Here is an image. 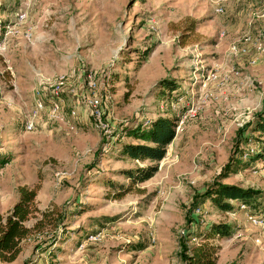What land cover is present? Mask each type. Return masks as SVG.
<instances>
[{
    "label": "rangeland",
    "instance_id": "374dc122",
    "mask_svg": "<svg viewBox=\"0 0 264 264\" xmlns=\"http://www.w3.org/2000/svg\"><path fill=\"white\" fill-rule=\"evenodd\" d=\"M262 48L264 0H0V212L37 186L36 207L58 220L0 264H184L183 242L218 222L232 233L213 239L216 264H264L250 219L264 221L263 195L229 211L205 197L227 163L222 182L264 192ZM63 74L76 94L26 130L35 88ZM90 74L112 96L106 130L85 103ZM158 117L176 121L164 157H128L124 142L144 143L128 130Z\"/></svg>",
    "mask_w": 264,
    "mask_h": 264
},
{
    "label": "trees",
    "instance_id": "16d2710c",
    "mask_svg": "<svg viewBox=\"0 0 264 264\" xmlns=\"http://www.w3.org/2000/svg\"><path fill=\"white\" fill-rule=\"evenodd\" d=\"M163 81L162 87L168 89L177 87L170 80L165 79ZM175 126L176 121L174 118L158 117L147 123L145 127L129 129L128 135L144 143L124 142L122 145L123 152L132 159L161 160L165 155V147L175 137ZM258 130L264 133V118L262 117L258 121ZM254 158H264V152L256 153ZM228 167L229 163L224 166L223 172L207 187L205 197L221 211L234 209L233 201L247 204L250 202L249 205H256V199H259L261 195L264 197V192L222 182L226 173L225 169L227 170ZM123 173L134 181L145 179V176L137 173L136 170L127 169ZM18 192V200L7 213L0 212V261L2 262L16 260L23 250V242L28 238L44 232L46 228L58 226V220L54 217L53 209L39 210L36 207L37 186L32 188L20 186ZM121 192L118 191L117 193ZM35 213H39V215L36 216L34 224L30 227L26 226L25 222ZM231 233L232 228L227 223L218 222L208 225L198 242L192 245L183 242L182 261L184 264H216L220 246L215 244L213 239H221ZM53 239L51 245L43 248L42 251L48 249L57 241L56 236H53ZM29 261L33 263L35 260L30 259Z\"/></svg>",
    "mask_w": 264,
    "mask_h": 264
},
{
    "label": "built area",
    "instance_id": "2783aa9c",
    "mask_svg": "<svg viewBox=\"0 0 264 264\" xmlns=\"http://www.w3.org/2000/svg\"><path fill=\"white\" fill-rule=\"evenodd\" d=\"M218 5L222 4L225 0H215ZM20 20H24L26 18L25 13H20ZM29 36V33H26ZM264 50V48H262ZM69 77L67 75H60L56 79L52 80L51 83L44 81V86L41 88H35L34 90V108L30 118L25 121V129L32 130L35 127L36 120L41 114L43 110H45L46 103L49 104V115L52 117L59 116L63 107H64V99H63V91L68 90L73 95L76 94L74 88H70ZM87 89L89 90L88 98L86 99V105L90 109V114L93 115L97 120V127L103 130L107 129V124H105L101 118L105 114V108L107 107V102L109 103L112 99L110 93L105 94V100L100 98L97 94V82L94 76L91 74L88 76L87 80ZM47 86V87H46ZM107 91H105L106 93ZM70 114L72 116L76 115V110H71ZM245 207L243 203L241 205ZM253 223L264 226V221L257 219L256 217H250ZM96 239H99L100 236H93Z\"/></svg>",
    "mask_w": 264,
    "mask_h": 264
}]
</instances>
